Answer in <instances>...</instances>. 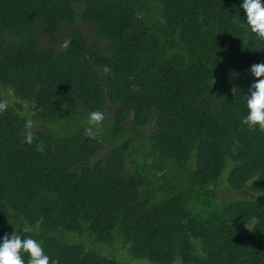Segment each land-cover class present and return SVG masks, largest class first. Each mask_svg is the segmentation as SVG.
Masks as SVG:
<instances>
[{
  "label": "trees",
  "instance_id": "16d2710c",
  "mask_svg": "<svg viewBox=\"0 0 264 264\" xmlns=\"http://www.w3.org/2000/svg\"><path fill=\"white\" fill-rule=\"evenodd\" d=\"M241 3L0 0V238L58 264H264Z\"/></svg>",
  "mask_w": 264,
  "mask_h": 264
},
{
  "label": "clouds",
  "instance_id": "9594fccd",
  "mask_svg": "<svg viewBox=\"0 0 264 264\" xmlns=\"http://www.w3.org/2000/svg\"><path fill=\"white\" fill-rule=\"evenodd\" d=\"M241 7L245 10L246 22L251 32L264 38V0H242ZM252 74L257 77L248 88L246 94L247 114L243 123L250 128L264 131V62L251 66ZM235 92V89L233 90ZM104 119L100 111L89 114V124L99 125ZM89 136H94L93 127L85 130ZM27 255L28 259H25ZM0 264H58L45 253L40 241L31 236L22 237L14 231L5 233L0 238Z\"/></svg>",
  "mask_w": 264,
  "mask_h": 264
},
{
  "label": "rangeland",
  "instance_id": "374dc122",
  "mask_svg": "<svg viewBox=\"0 0 264 264\" xmlns=\"http://www.w3.org/2000/svg\"><path fill=\"white\" fill-rule=\"evenodd\" d=\"M83 28H84V25H83ZM89 29H91V28H89ZM65 39H66V34H65V37L62 35V37L59 39V41H50V42L49 41H44V43L52 45V46L60 47L62 45V43L65 41ZM91 39H92V37H91ZM102 44H103V41H102ZM8 101L11 102V103H16L17 102V100L15 98H9ZM100 157H101V155H98L97 158H95V160H101L102 158H100ZM219 193H220L221 196H225L226 195L225 185L224 184H222L220 186ZM142 263L154 264V263H150V262H148L146 260L142 261ZM177 263H179V262H177Z\"/></svg>",
  "mask_w": 264,
  "mask_h": 264
}]
</instances>
